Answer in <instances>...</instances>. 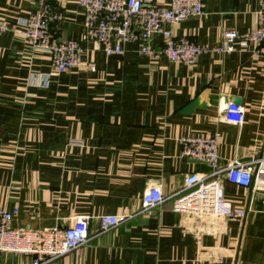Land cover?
<instances>
[{
  "label": "crops",
  "instance_id": "0c3cea01",
  "mask_svg": "<svg viewBox=\"0 0 264 264\" xmlns=\"http://www.w3.org/2000/svg\"><path fill=\"white\" fill-rule=\"evenodd\" d=\"M59 16L56 40H79L83 9L77 0H49ZM162 6L165 0H148ZM202 14L171 25L175 37L217 47L222 27L239 34L255 27L257 0H203ZM37 0H0V206L18 208L13 228L64 227L87 216L95 234L101 215H131L52 264H264V185L223 182L224 199L245 209L241 220L194 216L173 209L138 214L143 192L158 184L177 191L207 164L180 156L177 139L219 133V165L264 157V60L235 42L231 53H207L193 66L138 55L137 42L106 56L94 42L83 60L95 64L62 73L45 52L19 35ZM163 36H153L160 47ZM241 125L222 119L234 99ZM194 103L193 107L184 109ZM71 140L81 144H70ZM30 257L0 252V264Z\"/></svg>",
  "mask_w": 264,
  "mask_h": 264
},
{
  "label": "built area",
  "instance_id": "2783aa9c",
  "mask_svg": "<svg viewBox=\"0 0 264 264\" xmlns=\"http://www.w3.org/2000/svg\"><path fill=\"white\" fill-rule=\"evenodd\" d=\"M83 9L82 33L79 40H56L49 31L50 22L59 16L53 12L49 0H37L38 9L22 22L19 35L35 51L48 55L52 69L57 73L71 68L83 67L95 70L92 61L82 59L83 44L94 42L106 56L124 52V45L137 42L138 55L148 58H165L171 63L193 66L198 57L207 53L229 54L235 42L253 46L251 55L264 60V0H257L255 27L239 34L231 27H222L221 43L217 47L202 46L187 37H175L170 29L162 25L179 24L203 12V0H165L162 6L152 5L148 0H77ZM0 20V35L7 30ZM160 33L163 44L153 45V36ZM222 119L229 124L241 125L244 120V107L228 102L222 110ZM219 133L203 136H181L177 139L180 156L191 161L208 165L205 173L187 174L182 186L170 195H164L158 184L147 188L140 199L138 214H151L159 211L167 201L178 212L194 216H218L241 220L246 210L233 206L224 199L223 182L248 187L256 180L264 185V157H251L246 161L229 160L225 166L219 165ZM70 144H81L71 140ZM264 203V200H263ZM18 208L8 212L0 206V252L25 254L29 264H52L58 258L86 244L94 236L105 233L131 215H101L98 217V230L90 234L87 216H78L64 227L52 228H13L12 218Z\"/></svg>",
  "mask_w": 264,
  "mask_h": 264
},
{
  "label": "water",
  "instance_id": "95a60500",
  "mask_svg": "<svg viewBox=\"0 0 264 264\" xmlns=\"http://www.w3.org/2000/svg\"><path fill=\"white\" fill-rule=\"evenodd\" d=\"M60 40H64V39H60ZM233 103L235 104H239L240 100L238 98L234 99ZM194 103L189 104L185 109L184 112H188L192 107H193Z\"/></svg>",
  "mask_w": 264,
  "mask_h": 264
},
{
  "label": "rangeland",
  "instance_id": "374dc122",
  "mask_svg": "<svg viewBox=\"0 0 264 264\" xmlns=\"http://www.w3.org/2000/svg\"><path fill=\"white\" fill-rule=\"evenodd\" d=\"M214 217H218V216H214ZM6 253H8V252H6ZM15 255H25V254H15ZM26 256V255H25ZM29 257V256H28Z\"/></svg>",
  "mask_w": 264,
  "mask_h": 264
}]
</instances>
